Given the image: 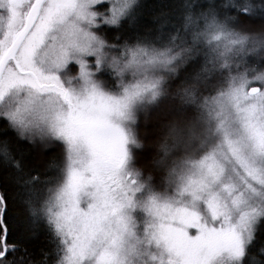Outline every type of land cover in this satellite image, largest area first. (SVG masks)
<instances>
[{
  "label": "snow or ice",
  "instance_id": "obj_1",
  "mask_svg": "<svg viewBox=\"0 0 264 264\" xmlns=\"http://www.w3.org/2000/svg\"><path fill=\"white\" fill-rule=\"evenodd\" d=\"M0 0V264H264V0Z\"/></svg>",
  "mask_w": 264,
  "mask_h": 264
},
{
  "label": "trees",
  "instance_id": "obj_2",
  "mask_svg": "<svg viewBox=\"0 0 264 264\" xmlns=\"http://www.w3.org/2000/svg\"><path fill=\"white\" fill-rule=\"evenodd\" d=\"M146 4L147 9L150 11H157L164 5H175L179 0H143Z\"/></svg>",
  "mask_w": 264,
  "mask_h": 264
}]
</instances>
